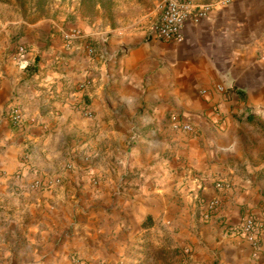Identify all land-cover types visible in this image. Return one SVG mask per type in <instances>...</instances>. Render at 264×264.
Here are the masks:
<instances>
[{
	"label": "crops",
	"instance_id": "crops-1",
	"mask_svg": "<svg viewBox=\"0 0 264 264\" xmlns=\"http://www.w3.org/2000/svg\"><path fill=\"white\" fill-rule=\"evenodd\" d=\"M152 15L111 56L37 21L50 46L0 61V264H264V234L255 257L222 226L264 220V0L215 3L180 43Z\"/></svg>",
	"mask_w": 264,
	"mask_h": 264
},
{
	"label": "rangeland",
	"instance_id": "rangeland-1",
	"mask_svg": "<svg viewBox=\"0 0 264 264\" xmlns=\"http://www.w3.org/2000/svg\"><path fill=\"white\" fill-rule=\"evenodd\" d=\"M192 1L213 6L225 0ZM163 2L164 0H0V61L6 60L14 52H10L13 46L28 45L27 40L39 41L46 48L49 47L58 32H45V35L38 36V33L31 30L37 28L34 26L37 21L55 22L59 18L60 22L61 18H66L63 22L69 19L70 23L79 26L76 39L87 40V44L95 50L91 56L96 55L98 46L107 49L106 52L111 56L114 39L125 34L127 37L134 36L135 18L147 15L151 17V13L161 14ZM116 56L120 58L121 52Z\"/></svg>",
	"mask_w": 264,
	"mask_h": 264
},
{
	"label": "built area",
	"instance_id": "built-area-1",
	"mask_svg": "<svg viewBox=\"0 0 264 264\" xmlns=\"http://www.w3.org/2000/svg\"><path fill=\"white\" fill-rule=\"evenodd\" d=\"M212 6L209 4H198L192 0H164L162 4V11L160 18L150 26L148 32L151 36L167 42L180 43L184 40V27L187 22H198L204 19L211 11ZM78 38V32L68 35L66 40ZM94 48L90 45L87 46L88 54L94 53ZM28 54V46L20 44L14 50V59L21 61ZM88 85L87 82L80 84V90H83ZM87 116L91 113L87 109L84 110ZM26 118L25 110L20 106L12 108L10 119L16 126L24 124ZM175 127L185 132L192 133L195 128L189 123L176 121ZM60 182V179L57 180ZM41 187V182L38 179L29 185L31 190H38ZM218 189H226L228 185L224 181L216 183ZM221 208V202L218 199L205 202L206 218L213 217L218 214ZM225 233L228 235L239 238L247 242L253 249V255L259 257L262 254V236L264 234V220L257 218L251 214L245 215L238 224H231L228 222L223 223Z\"/></svg>",
	"mask_w": 264,
	"mask_h": 264
}]
</instances>
